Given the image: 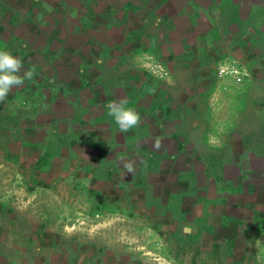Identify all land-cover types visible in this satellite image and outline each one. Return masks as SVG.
<instances>
[{"label":"rangeland","instance_id":"1","mask_svg":"<svg viewBox=\"0 0 264 264\" xmlns=\"http://www.w3.org/2000/svg\"><path fill=\"white\" fill-rule=\"evenodd\" d=\"M164 1L0 0V50L21 59L25 71L34 67L36 72L0 104L1 257L16 264H264V203L250 206L254 213L250 220L234 224L235 233L243 229L249 234L235 245L226 241L225 235L232 233L231 225H225L228 220L221 224L200 221L209 225L201 232L195 230L190 238L183 235L180 227L186 221L178 217L183 210L192 216L222 209L215 201L222 189L220 181L196 178L200 169L196 156L204 153L198 148L199 140L172 141L187 148L185 156L174 147L173 154L182 159L163 168L161 174L148 172L142 179L154 178L155 186L131 199L127 186L123 192L102 182L108 171L100 160L116 152L103 157L76 148L78 154L74 155L69 153L72 149L66 136L58 138L50 131L55 113L65 115L75 121L56 126L57 133L75 136L77 128H88V134L83 133L88 136L87 143L98 149L101 142L102 147L118 151L122 135L114 118L103 115L99 105L113 95L124 98L125 94L129 100L140 97L142 101L150 98V92L159 94L163 106L166 101L190 100L189 108L174 109L175 119L191 125L207 116L208 126H215L216 99L211 103L206 99L208 90L217 76L218 81L231 78L237 85L251 79L246 57L214 56L216 74L208 75L206 81L194 67L199 63L198 39L213 23L211 10H217L216 0ZM221 42L214 44L217 51L225 48ZM184 48L188 55H183ZM188 70L193 74L187 76ZM255 78V99L237 93V98L245 100L233 110L228 108L229 116L254 114L263 121L264 79ZM188 86L190 90L183 93L182 88ZM134 88L138 97L130 91ZM249 104L253 107L246 113ZM170 110L159 108L157 120L166 121ZM225 123L224 134L229 135L234 130L227 120ZM203 126L196 127V135ZM238 140L242 142L240 137ZM145 142L139 141L132 149L139 150ZM44 144L61 148L64 155L57 156L54 163L51 156H44L45 150L42 155L37 150ZM215 152H207L212 158L210 171L217 165L215 161L225 158ZM183 157L185 168L191 163L197 170L195 177L178 180ZM258 168L264 171V162ZM258 189L264 193V188ZM168 191L185 192L183 201L165 205ZM123 194L128 198L121 202ZM261 195L263 198L257 199L264 201ZM234 206L226 204L223 211L231 214L242 208Z\"/></svg>","mask_w":264,"mask_h":264},{"label":"crops","instance_id":"2","mask_svg":"<svg viewBox=\"0 0 264 264\" xmlns=\"http://www.w3.org/2000/svg\"><path fill=\"white\" fill-rule=\"evenodd\" d=\"M164 2H167V0ZM216 4L217 10H211L213 15V25H211L214 28V34L211 31L210 25V28L207 30V32L199 37L198 40L201 45L199 46V51L196 52L199 63H197V67H194L195 72H197L200 76H204L206 78L205 80L207 81L209 77L208 75L213 76L215 73L213 67L218 65V62H216L215 59L219 55L227 54L229 57H226V59H239L246 57L245 59L247 60V65L249 66L247 67L248 74L251 75L252 78H248L241 85H237L232 81L231 78V80L225 78L218 81L216 80L218 78L217 76L214 86L211 90H208V94L210 96L206 98L209 99L210 103L216 99L214 103L216 108L213 111L216 113L214 117V122L216 124L214 127L210 128V126H208L210 121L209 117L207 116H204V119L200 118V121L198 122L191 123V125L189 121L184 120L181 122L174 118L176 114L174 109L178 107L189 108L192 105L189 103L190 100L185 99L186 102L185 100L179 102L178 100H173L172 102L166 101L163 106L162 103L160 105L158 102L159 94H153L150 92V95L148 96L150 98L143 99L149 100L148 102L143 100L141 101L140 97L129 100L127 95L124 94V98L122 97L123 95L121 96L123 99L128 101L126 107L131 108L139 113L142 119V124L131 129L128 133H121L119 131L122 135L120 139L123 141L120 142V149L118 151L116 149L112 150L111 148L102 147L101 142L99 143L100 147L98 149H95L94 145L87 143L86 137L88 136L84 134V138L83 133L86 132L88 134V128L87 130L77 128L74 131L75 136L62 131H58L59 133H57L56 126L60 127V125L63 123L70 124L71 122L75 121V119L69 117L67 118L65 115L60 116L59 114L55 113V119H52L51 121L52 125L54 126H52L50 131L53 133V135L56 134L58 138L66 136L72 149L69 153L74 155L78 154L76 152V148H82L81 152H86L88 154L99 152V154H102L103 157L104 154H112L116 152L113 157H106L103 159L101 158L100 160L102 166L107 167L106 171H108V178L102 179V182L110 184L113 188L117 187L123 192L126 188L125 186H127V192L128 194L130 193L131 199H133V196L136 197L140 193L143 195L148 187L155 186V184H153L151 181L154 178L142 179L143 176L145 178V175L148 172L153 171L154 174H161L163 168L170 165L174 166L179 162V159H182L181 157L179 158V156L177 158V155L173 154L174 147H176V152H181L179 154H183V156H185L184 151L187 148L182 144L174 145L172 141H176L177 143L182 140L185 142L191 140L194 141V139L199 140L201 143L198 142V148L199 150L202 148L201 151L204 153L203 155L196 156L199 158L198 162L200 165V169L197 172L196 178L204 177V179L220 181L222 184V189H220L221 191L215 195V201L216 205L219 204L222 206V209L217 212H200L197 215L192 216L189 215L190 212L183 210L178 214V217L184 219L186 222H182L180 229L184 236L190 238L194 236L195 230L196 232H201L202 227H204L205 224H207V226L209 225V222L200 223V221H213L219 222L221 224L224 220H228V222L224 224L231 225L230 227L233 234H226V241H229L230 244L235 245L239 239H247L249 234L246 233V231H243V229L242 233H235L234 224H236V222L239 224L244 220H250L252 217H254V213L249 211L251 208L250 206L257 203H264V201L257 199L258 196L263 198V195L261 194H264L262 190L258 189L264 188V176L259 174L261 172L264 173V171H260V168H258V165L264 162V127L261 126V124L264 125V118L262 121V119H255L254 114L247 116V114L242 115L239 112L229 116L226 110L228 108L233 110V107L240 104L242 100H245V98H251L254 100L256 96V84L254 81L257 79L255 77H258L259 75L264 79V0H216ZM146 21L147 20L145 19L144 22ZM193 27L195 28V26ZM137 29L139 28H135L134 32H136ZM217 40L220 42L222 41V46L223 44L225 46V48L221 51H217L219 49L215 46L218 44ZM211 47L213 49H211ZM184 50L185 51L183 55H188V49L186 50V48H184ZM214 56H216L215 59ZM256 65H259L260 67H257ZM186 74L189 76L193 73L188 70ZM261 86L264 87V85ZM134 90H136V88L130 91L133 92L135 95L134 97H138L136 96ZM185 90H190L189 86L185 89L182 88L183 93ZM258 90L259 89H257V91ZM237 93L238 95H246V97L244 99L237 98ZM214 96L216 98H214ZM113 97L107 100V102L104 101L103 104L99 105L104 106V108L101 106L103 115L107 114V105L109 102L121 99L119 96L116 98L115 95H113ZM90 102L93 104V99L90 98ZM163 107L166 109L170 108L171 110L166 115V121H159L157 120V115L159 113V108ZM251 107L253 106L250 104L248 107H246V113L249 111L251 112ZM223 114H227L228 117L224 116ZM149 119L150 121H148ZM226 120L229 128L232 131L234 130L229 135L224 134ZM254 123L256 124V128ZM202 125H204L203 128H201V131H199L198 135H196V127H201ZM163 129H166L167 131ZM68 133H70V131ZM90 135L94 136L95 134L91 133ZM156 137H160L166 141L165 144L163 143L161 151H156L153 148L154 143H152L151 140H155ZM238 137L242 139V142L238 140ZM45 141L49 142L50 138ZM139 141L147 142H145V146L140 148L138 147L139 150H135L134 148L132 149L133 145L138 144ZM209 142H211L212 148H210V145H207V143L210 144ZM37 150L41 152V155L43 154L42 151L45 150L44 156H51L54 163L58 160L56 158L57 156L60 158L64 155L62 154L61 148L54 149L52 145H40ZM219 151L224 155L225 158L221 156V159L215 161L217 165H213L212 171H210L211 166L209 165L211 164L212 158L211 156H207V152H215L218 154ZM142 157L147 158V161L146 159H142ZM127 161H134L136 163V171L134 176L131 173L126 174L122 167L123 162ZM145 162L147 167H145ZM184 162L186 163V160L183 157L181 162L182 165ZM150 167H152L151 170ZM183 167L178 170V180L186 179V177L190 175L195 177L194 172L197 170L195 166L191 167V163H189L188 168ZM207 167L209 168L210 172L208 175ZM183 173H187V175H183ZM138 176L141 178L140 180L138 179ZM198 190L197 192H199ZM134 192L135 194H131ZM166 195L169 196V198L165 199V205L166 203L170 205L174 203V201L176 202L175 204H179L183 201L185 192L168 191ZM127 198V194H123L122 198L119 200L123 202V200L127 201ZM226 204H231L232 208L236 207L234 206L235 204L242 208L240 211L230 214L223 211ZM167 212L170 214L169 210H167ZM256 216L255 218L258 219ZM224 237L222 236L221 239ZM218 242H222V240ZM0 264H16V262L10 261L5 256H0ZM17 264L24 263L18 262Z\"/></svg>","mask_w":264,"mask_h":264},{"label":"clouds","instance_id":"3","mask_svg":"<svg viewBox=\"0 0 264 264\" xmlns=\"http://www.w3.org/2000/svg\"><path fill=\"white\" fill-rule=\"evenodd\" d=\"M36 75L35 68L24 70L21 59L13 56L9 51L0 50V104L4 103L8 95L15 89L22 87L26 80H31ZM128 101L121 98L117 101L109 102L107 105V115L114 118L121 133H128L131 129L142 124L139 113L126 107ZM163 142L160 137H156L153 148L160 150ZM126 174L135 175V162L127 161L122 164ZM145 167L147 164L145 162Z\"/></svg>","mask_w":264,"mask_h":264},{"label":"built area","instance_id":"4","mask_svg":"<svg viewBox=\"0 0 264 264\" xmlns=\"http://www.w3.org/2000/svg\"><path fill=\"white\" fill-rule=\"evenodd\" d=\"M159 72H163V68L160 65L154 66Z\"/></svg>","mask_w":264,"mask_h":264},{"label":"water","instance_id":"5","mask_svg":"<svg viewBox=\"0 0 264 264\" xmlns=\"http://www.w3.org/2000/svg\"><path fill=\"white\" fill-rule=\"evenodd\" d=\"M186 230V229H185ZM187 231V230H186Z\"/></svg>","mask_w":264,"mask_h":264}]
</instances>
